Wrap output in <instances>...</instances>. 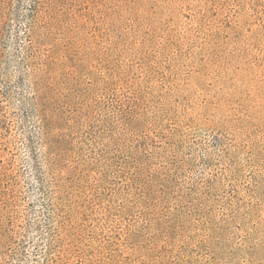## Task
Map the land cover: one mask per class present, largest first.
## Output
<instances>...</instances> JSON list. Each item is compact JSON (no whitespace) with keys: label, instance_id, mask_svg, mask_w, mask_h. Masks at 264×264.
Wrapping results in <instances>:
<instances>
[{"label":"rangeland","instance_id":"obj_1","mask_svg":"<svg viewBox=\"0 0 264 264\" xmlns=\"http://www.w3.org/2000/svg\"><path fill=\"white\" fill-rule=\"evenodd\" d=\"M0 264H264V0H0Z\"/></svg>","mask_w":264,"mask_h":264}]
</instances>
